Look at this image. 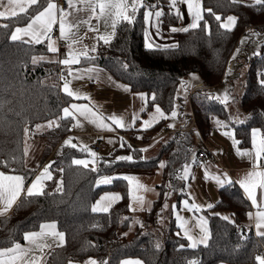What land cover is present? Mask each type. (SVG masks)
Returning <instances> with one entry per match:
<instances>
[{
    "label": "trees",
    "instance_id": "16d2710c",
    "mask_svg": "<svg viewBox=\"0 0 264 264\" xmlns=\"http://www.w3.org/2000/svg\"><path fill=\"white\" fill-rule=\"evenodd\" d=\"M146 2L163 8L165 15L162 16V31L176 38L179 50L164 53L145 48L144 9H141L134 25H118L111 43H101L96 53L90 54L96 56L93 63L113 79L130 85L132 92L147 93L148 108L159 104L166 113L176 103L181 79L192 72H198L202 83L190 96L194 126L174 130L155 155L145 156L144 152L138 151L142 148L133 144L132 148L137 151L132 152L127 147L130 143L125 140L124 148H117L111 155L102 156L99 161L100 174L108 175L119 169H155L159 161L167 162L163 168V181L159 185L160 196L153 201L150 211L140 212L143 227L139 223L131 236L123 235L130 228L134 215V211L129 208L127 181L115 179L111 184L97 186V172H93L91 166L85 168L71 163L72 158L86 156L88 152L64 145L62 152L51 164L53 177L44 188L46 195L27 197L23 193L12 211L0 219V246H5V239L9 237L21 242L25 231L37 230L42 222L55 220L59 230L65 233V243L51 251L46 264H69V261H82L87 256L98 261L107 259L109 264H118L129 256H137L145 264H186L187 260L196 257L202 259L203 264H219L221 259L228 264H257V253L264 254V238L254 236L247 224V213L251 205L238 184L234 183L226 189L220 187L219 199L214 207L205 209L212 231L208 248L203 245L197 249L187 246L179 248L180 244L187 245L188 241L183 237L173 212L164 220L159 231H155V228L163 212L162 206L169 197L165 193L185 185V180L178 179L174 172L181 170L182 165L198 150L193 149L196 144L195 127L204 134L213 126V115L229 120L240 141L239 146L245 149L252 147L251 129L264 128V92L258 85V68H264V44L261 54L250 65L246 75L245 90L240 101L248 114L245 122L237 124L231 120L224 104L205 96V93H209L207 88L223 81L224 70L242 35L251 28L264 31V8L253 7L251 3L233 4L232 0H202L203 7L211 8L222 20L228 15L239 18L235 28L229 31L219 28L214 17L205 12L204 20L211 29L209 37L206 31L201 30L170 32L171 26H178L179 18H175V12L169 10V0ZM46 4L47 0H38V5ZM38 5H32L27 13H19L23 17L20 21L16 17L0 18V25H9L8 28L0 27V161H10L7 166L0 164V171L27 174L25 184L37 172L36 167L27 165L24 155L27 136L25 127L29 129L34 126L36 129V124L48 127L47 120L62 115V107L73 100L61 91L64 82L58 77L61 66L58 59L51 57L46 41L29 45L10 39L15 27L25 26L28 18L37 11ZM41 55L47 59L33 65L31 57ZM119 61L128 63V69H122ZM79 66L90 65L82 58ZM153 93L156 95L155 101L151 100ZM142 114H146V109ZM59 123L60 127H48L47 131L42 132L50 141V146H56L70 131V123ZM163 125H166L164 119L144 130L143 140H149ZM119 153L133 154L134 162L119 161L110 168L103 163L104 159L113 160ZM13 156L16 158L14 161L11 159ZM141 156L146 159H139ZM186 156L189 158L187 161ZM61 178L63 192H58L56 187ZM169 183L172 189L168 187ZM107 190H117L123 198L116 201L108 213L92 212L91 206L95 200ZM184 195L183 192L178 194V205ZM213 212L229 215L235 224L212 215ZM125 217L128 219L125 220ZM177 232L181 235L178 236ZM248 233L250 236L246 239L244 236ZM158 240H161V247L156 250L154 243Z\"/></svg>",
    "mask_w": 264,
    "mask_h": 264
},
{
    "label": "snow or ice",
    "instance_id": "6c2138e0",
    "mask_svg": "<svg viewBox=\"0 0 264 264\" xmlns=\"http://www.w3.org/2000/svg\"><path fill=\"white\" fill-rule=\"evenodd\" d=\"M68 4V9H65L62 6H59L55 0H47L46 6L38 5V0H8L7 6H4V10H0V18L7 17H16L17 21L23 19L20 17L19 13H27L28 9L32 5H38L37 11L34 15H31L28 18L25 26L20 27L16 26L15 30L11 32L10 39L12 41H23L26 44H40L42 41L47 40V49L51 53H58L59 49L56 46V41L52 38L53 26L59 23V34L60 37L70 41L68 45V50L64 54L65 58L59 62L67 66L68 76H71L73 79L82 78V74H87L89 78H92V74H99L103 69L99 68L93 61H95L96 56L90 55V53H96L97 49L95 45L89 47L88 45H83L80 48L74 47L80 43V37L78 34V29L81 24H85L91 31L97 33L96 40L103 41L104 45H109L111 41L116 36V30L118 25L126 23V25H134L137 20V15L141 9H144L142 13L143 23L145 25L144 30V46L148 50L161 51L168 53L172 50H179V44L176 42L159 44L152 39V33L149 31V28L156 27V34H160V18L165 15L163 8L158 5L149 4L146 0H66ZM246 0H232L233 4H243ZM184 5L186 13L190 15L191 22L186 26L182 27H170V32H188L189 30H201L206 31L211 36V29L207 21L204 20V13L207 12L211 14L215 21L218 23L219 28L224 30H233L237 24L238 16L228 15L223 20L219 14L213 12L211 8L205 9L202 4V0H169V10L175 12V18H182L184 13L181 11V8L178 5ZM251 5L253 7L259 6L264 8V0H251ZM71 9V11H69ZM86 11L88 17L86 19H78L73 17L72 20H69L70 16H73V13H78ZM95 18L97 25L91 23L92 19ZM103 22L105 31L100 33L99 22ZM203 21V23H202ZM0 27L8 28V24L0 25ZM76 29L77 31H73ZM259 35V33H254ZM24 37L29 39L24 40ZM244 43V41H241ZM240 49H237L236 52L239 53ZM255 55H258L259 52H254ZM85 59L89 63V67L84 69L73 68V65H78L81 63V59ZM235 58V54L233 56ZM47 57L41 56H32L31 63L33 65L37 64L40 61L46 60ZM120 67L122 69H128L129 65L126 62L119 61ZM68 76L63 75V72L60 74L59 79L63 80L62 85L63 93L67 94L68 97L75 99L81 98V93L78 90H73L71 85V80L68 79ZM260 77L258 79V85L262 92H264V71L258 73ZM190 79L185 81L184 79L180 80V88L187 92L189 87L194 86V81H198L199 77L196 73L190 74ZM111 80V77H108ZM55 87V85H53ZM118 87H121L125 90L130 91V85L119 84ZM138 95L147 103L148 94L147 93H138ZM180 96V92H177V97ZM206 98L211 100L220 101L225 107L228 106L230 100L234 98L230 96V93L225 90L222 94H211L205 93ZM156 95L153 93L151 95V100L155 101ZM143 111V109H141ZM62 115H56L55 119L47 120L48 127H60V121H67L71 123L75 121L73 127L81 125V117L85 120L90 121L94 125H97L100 128L114 130V125L119 128L127 127L125 120L116 114L105 117L101 112L94 111L86 104L79 103H70L68 106L62 107ZM175 119L178 116L177 106H173L170 113H165V111L160 107L159 104H154V111L149 114V119L143 120L141 128L147 129L156 124L160 119L168 118ZM137 116H133V123H135ZM238 119V118H237ZM110 121V122H109ZM243 123V121H239ZM215 123L223 127H228L226 122H222L219 118H216ZM35 127L40 129L41 124H36ZM170 127H175V125H170ZM29 129L25 127L24 132L27 135ZM198 134V133H197ZM225 136L232 138L234 145H239L240 141L236 138L235 130L230 129L223 133ZM139 138V137H138ZM110 143H114L111 138H109ZM66 145L76 148L77 145L72 143V138L69 137L64 141ZM251 149H241L236 148V151L239 155L243 157H248L252 160V167L247 170L245 173L240 175L236 181H233L232 178L226 172H216L209 173L207 166H205V178L215 181V183L221 187V189H226L228 186H232L234 183L238 184L241 189H243L244 195L250 200L251 205L256 208V211L248 212L247 216L250 220L255 221L256 234L264 238V128L254 127L251 129ZM121 148L126 146V142L123 139H120ZM129 149H132V152H136V149L132 148L131 144H127ZM83 151H87L90 154V159H79L72 158L71 163L78 166H83L85 168L89 167L91 163L93 165L92 171L97 172V179L95 181L96 185L101 184H111L115 179H123L128 182L129 196L131 198L132 204L139 206L140 210L145 208V198L142 195H139L141 191H147L148 188L146 185L142 184L137 176L131 174L123 173H113L100 174L98 165L99 161L102 159L99 154L93 151L91 148H88L87 145H83ZM28 149L25 147L24 155H27ZM139 152L147 151L146 148L138 150ZM111 155V153H109ZM13 161L16 159L14 156L11 158ZM133 154L126 155H117L113 160L104 159L103 163L109 168L112 164L124 161V162H134ZM139 159H146V157H139ZM189 158L186 156L185 160ZM191 163H184L181 170L174 172V175L180 180H187L191 175V166L194 163H197L195 155L191 156ZM10 163L9 160L0 161V164L7 166ZM166 161H159V167H166ZM63 171V169H59ZM27 174H8L5 171H0V215H4L13 207L14 204L20 199L21 194L26 192L27 197H35L46 195L44 192L45 185L43 184L44 180L52 179V173L49 170V166H44L43 170L39 175L35 176V179L32 180L31 184L26 187L25 180ZM194 178V177H193ZM168 187L172 189V184L169 183ZM174 190V189H173ZM258 190H259V200H258ZM56 191L63 192V178L57 183ZM183 191V189H181ZM168 193H165L167 195ZM123 197L120 193L115 192H106L104 193L92 206L91 211L94 213H108L112 204L116 201L121 200ZM24 203V201H21ZM129 205L130 210L135 211L136 208ZM184 208L194 215L196 213L202 212L204 208L212 209L213 204L209 203L206 205L197 204L195 202L189 203L187 199L183 200ZM168 208L167 202L162 206L161 211H164ZM173 209H176V205H172ZM151 210V205H148V209ZM212 215L219 216L222 220L228 221L232 224H235V220L232 219L229 215H224L219 212H213ZM176 221L179 224L180 229H182L183 237L188 241L187 245L180 244L179 248L184 249L186 246L191 249H197L199 246L203 245L205 248L209 247V241L212 238V231L209 227L208 218L204 215L195 216V228H198V232L193 231V227L189 226V219L185 218L180 214L179 211L175 212ZM125 220L128 218L125 217ZM140 223V226L143 227V222L137 221ZM98 226V225H93ZM178 236L181 235L180 232L176 233ZM127 235V233H123ZM242 235V232H241ZM23 239L26 241V244H21L19 241L12 239L11 237L6 238L4 245L0 246V264H44V250L53 247V243L58 242L59 245L65 243V233L59 231L57 227V222L55 220L44 222L39 225L38 231H25L23 233ZM52 241L51 243L49 241ZM161 244L159 241L154 243V248L159 250ZM239 247V244L236 246ZM255 261L257 264H264V254H259L255 256ZM69 264H73L72 261H69ZM83 264H109L107 259L98 261L95 258L89 257ZM119 264H145V261L139 258H127L119 261ZM186 264H203L202 259L199 257L190 259L186 261ZM219 264H225L224 260H220Z\"/></svg>",
    "mask_w": 264,
    "mask_h": 264
},
{
    "label": "crops",
    "instance_id": "0c3cea01",
    "mask_svg": "<svg viewBox=\"0 0 264 264\" xmlns=\"http://www.w3.org/2000/svg\"><path fill=\"white\" fill-rule=\"evenodd\" d=\"M55 2L57 3L56 0H55ZM7 3H8V0H0V10H4V6H7ZM245 3H251V0H246ZM178 6L181 8V11L184 13V15L182 18H179L177 28L182 27V26H186L188 23L191 22V17H190V15H188L186 13L185 6L182 4L178 5ZM69 11H71V9H69ZM73 17H76L78 19L83 20V19H86L88 17V13L86 11L73 13V16H70L69 20H72ZM160 20H161V30H160V34L157 35V36H159V39H157V40L153 39V40L156 43H159L162 45L166 44V43H172V42L177 43L176 38L172 34H170V33L165 34L162 31L163 30L162 29V17L160 18ZM91 23L94 26L97 25L96 19L93 18ZM53 30L59 31V23L58 22L56 25L53 26ZM99 30H100V33H103L105 31L102 21L99 22ZM73 31H77V30L73 29ZM78 34L80 37V43L74 46L76 48H80L83 45H88L89 47H92L93 45H95L96 49H98L97 47H99V45L101 43H103V41H97L96 40L97 33L94 31H91L88 28V26L85 24L80 25V27L78 29ZM163 34H165L166 36L171 35V37H173V38L172 39H165L164 38L165 36H163ZM24 38H28V37H24ZM53 40L56 41V46L58 47L59 52L58 53H52V54H54L55 55L54 57L60 61V60L65 58L64 54H66V52L68 50V45H69L70 41L64 39L66 44H67V48L61 50L59 48L58 40H56V39H53ZM45 41L48 43L47 40H45ZM60 66L67 70V66H65L61 63H60ZM72 67L84 69V68H87L89 66H79V64H78V65H73ZM67 73H68V70H67ZM108 77H111V76L108 75V73L105 70L100 72L98 75L95 73L92 74V78H89V76L87 74H82V78H77V79H73L71 76H68V79L71 80L70 86L73 88V90L80 91L81 98L80 99L73 98V100H71V102H69L66 106H68L70 103L86 104L90 108H92L94 111L101 112L105 117L110 116L112 114L119 115L125 120L127 127L119 128L118 126L114 125L113 126L114 130H108V129L100 128L97 125H94L90 121L85 120L84 118L81 117L80 118L81 119V125L73 127V124L75 123V121H72L70 123L69 133L56 146H50V141L47 139L46 136H43L44 133H42V132L39 133L37 128L34 131H29L27 133L28 135L26 136V139H25V147L28 149L27 155H26V162H27V165H29L31 167H36L37 172L35 173L34 177L30 180V182L28 184H25L26 187L31 184L32 180L35 179L36 175L40 174V172L43 170L44 166H50L49 170L52 173V177H53V170L51 168V164L54 161V159H56V157L62 152V147L64 145H66L64 143V141L66 139H68L69 137L72 138V143L76 144L78 148L83 147L81 145V143H85L88 146V148H90V145L94 141H96L99 138H102L104 143H105L104 145H106V143L108 142V145H106L105 151H107L109 147H111V149H112V147H116L115 148V150H116L117 148L120 147V146H118V144H119L118 141H120V139L122 138L124 142L126 140L127 142L130 143L129 139L134 140L136 142V144L139 145L140 148H146L147 150H152V149L156 148L159 143L161 145L163 144V139H164V137H166L170 134V130H185L186 128L189 129V127L192 126L193 121L187 127H184V128L181 127L180 129L179 128H169L168 124H166V125H164L166 130L159 129L149 140H147V141L144 140V142L142 141L143 143H140V139L142 137L141 135H143V131L146 129L142 130L140 128L142 120H141V117H138L137 111L135 108V101H136L137 93L132 92L131 90L128 91V90H125L121 87H118L117 85L122 84V82H119V81L113 79L112 77H111V80H109ZM63 83L61 84V89H62ZM134 108H135V110H134ZM134 115L138 117V119H136L135 123H133V116ZM141 115H142V112H141ZM47 130H48V127H45L43 132L47 131ZM130 131L132 132L131 136H128V135L126 136L125 133L127 132V134H128V132H130ZM202 135H203V136H201L202 143L199 144L197 148L198 149L203 148L205 145H208L209 147H211V145L206 141V137L207 136L210 137L209 135H211V132L209 131L208 134L202 133ZM109 138H114L115 143H110ZM209 141H211V139ZM227 146H229V147H227ZM227 146H225V153H224L225 156L224 157H222V155H221V150H220V156L218 154L217 155L219 156V159L222 161L223 164H225L228 168L229 167L233 168L234 173H233V177H231V178L233 181H236L240 175H242L243 173H245L247 170H249L252 167V160L248 157H243V156L239 155L236 151V148L237 147H239L241 149H245V148H243L239 145H234L232 140H231L230 144ZM248 149H251V147ZM99 156L101 157L102 155L99 154ZM88 158L89 157H86L84 159H88ZM79 159H80V157H79ZM82 159H83V157H82ZM89 166L93 167V165L91 163L89 164ZM205 166H207V170L209 173H216L218 171V169H220V171H218V172L222 171V169L220 167L212 165L210 163L206 164ZM205 166L203 168H197L194 166V164H192L191 175L189 176V178L187 180H185V185L188 182L189 183L192 182L194 170L198 169L199 170L198 177H199V181H200L199 183H202L204 185L207 198L209 199L210 203H213L214 201L217 202V200L219 199V188H220V186H218L215 183V181L205 178ZM213 169H215L217 171H213ZM114 173H123V174L135 175L138 177V179L140 180V182L142 184L147 186V188H148L147 191H141L139 193V195L144 196L145 201H146L144 210H140L138 205L132 204V201L130 198V204H132V206L134 208H136L135 211H138V212L139 211L140 212L147 211L148 205L150 204L152 207L153 201L156 200L160 196L159 185L163 181V168H160L158 166L155 169H140V170L139 169H126V170L125 169H119L117 171H114ZM8 174H14V173H8ZM49 180L50 179L44 180L43 184L46 186V183ZM242 191H243V189H242ZM106 192L120 193L117 190H107V191H104L103 193H101L100 196L97 198V200L102 196V194H104ZM188 199L191 200L190 198H188ZM97 200H95V202ZM258 200H259V190H258ZM181 202H180V205H181ZM14 205H13V207H14ZM250 205H251V202H250ZM13 207L6 214L0 215V219L4 216L8 215L12 211ZM205 209L206 208H204L202 210V212L196 213L195 215L190 211L189 212L186 211L187 212L186 218H188L190 221L189 226L193 227L194 232L199 231L198 228L194 227L195 216L202 214V215L207 217V215L205 214ZM255 211H256V208L251 205V209L249 212L254 213ZM172 212L175 216L176 210L172 211ZM49 221H52V220H49ZM49 221H44V222H49ZM44 222H42V223H44ZM247 224L251 227L254 236H258L256 234L255 221L250 220L247 217ZM57 227H58V224H57ZM38 230H39V228L37 230H33V231H38ZM58 230H59V227H58ZM181 231H182V229H181ZM49 242L51 243L52 241L50 240ZM20 243L26 244L27 242L23 240ZM57 246H60L58 244V242L53 243L52 248H48V249L44 250V258H43L44 264H46L47 259H48L47 257L49 256L51 251L54 248H56ZM88 258L89 257L87 256V258L82 260V261H74L73 260L72 262H73V264H83V262L86 261ZM92 258H94V257H92Z\"/></svg>",
    "mask_w": 264,
    "mask_h": 264
},
{
    "label": "rangeland",
    "instance_id": "374dc122",
    "mask_svg": "<svg viewBox=\"0 0 264 264\" xmlns=\"http://www.w3.org/2000/svg\"><path fill=\"white\" fill-rule=\"evenodd\" d=\"M159 28L161 30V22L159 24ZM149 31L152 33V39H155V40L159 39V36H157V34H156V27L149 28ZM254 33H259V35H255ZM163 36H165L164 37L165 39H172L173 38V37H171V35L166 36L165 34H163ZM241 41H244V43H241ZM263 44H264V31H260V30H257L255 28L249 29L246 32V34L242 35L241 39L239 40L238 45L235 47V49L233 51V54H231V57L227 63L226 69L224 70L225 72H224V76H223V81L220 84L214 85L213 87L206 89V91H208L209 93H211L213 95L222 94L225 90H227L230 93V96L233 97L234 99L229 101L228 106L226 108H227V111H228V114H229L231 120L235 121L237 124H240L238 122V120L245 122L247 120V117H248V114L242 108L240 101H241V97H242L244 90H245V83H246V79H247L246 75H247L248 69H250L249 61L253 59V57L255 55L254 52H259L258 55L261 54ZM237 49H240L239 53L236 52ZM234 54H235V58H233ZM54 56H55L54 54H51V57H54ZM260 71H264V68H262V69L258 68V73ZM194 73L197 74V76L199 77V80L194 81L193 82L194 86L189 87L187 92H184L180 88V85H178L179 86L178 91L180 92V96L177 97V95H176L177 100H176V103L174 105V106H177L178 116L175 119H172L170 117V115L168 116V118H164V120H165L166 124H168L169 128H179V129L181 127L184 128V127H187L193 121V112H192V108H191L190 96H191L192 92L197 87H199V85H201V83H202L201 75L198 72H194ZM190 78L191 77L189 74L188 76H186L183 79L185 81H187ZM136 93H137V96H136V101H135V108H136L138 117H141V120L143 122V120L150 118L149 114L154 111V106L148 108V101H147V103H145V101L138 95V93H145V92H136ZM148 97H149V95H148ZM148 100H149V98H148ZM135 108H134V110H135ZM141 109H143V110L146 109V114L141 115V112H143ZM216 118H219V120L222 122H226L228 127H223L221 125H217L215 123ZM162 120L163 119H160L156 124H158ZM142 122H141V124H142ZM156 124H154L153 126H155ZM173 124L175 125V127H170V125H173ZM212 124H213V126L210 129L211 135H209L210 137H208V136L206 137V141L211 145V148L219 156H220V150H221V155H222V157H224L225 156V154H224L225 153V146L230 144L232 138L223 135V133L225 131L230 130V129H234V127L231 126L229 120L220 118L216 115L212 116ZM140 128H141V125H140ZM44 129H45V126L42 125V127L40 129H38L39 133L43 132ZM141 129L144 130L143 128H141ZM173 131L174 130H170V134L168 136L164 137L163 142L168 140L172 136ZM131 134H132L131 131L128 132V134H127V132L125 133L126 136L127 135L131 136ZM194 135L196 137V144L193 147V149H196L197 146L202 143L201 136H203V135L197 127L194 128ZM141 136L142 137L140 139V143H143L144 137H143V135H141ZM111 139L113 141H115L114 138H111ZM210 139H211V141H209ZM118 142H119V144H118V146H119L120 141H118ZM130 144H133V145L139 147V145L136 144V142L134 140H132V143H130ZM81 145L83 146L86 144L81 143ZM106 145H108V142L106 143ZM160 147H161V144L159 143L156 148H154L152 150L145 151L144 155L145 156L155 155L158 153ZM227 147H229V146H227ZM115 148L116 147H112V149H111V147H109L107 151H104V152H101L98 154H101L102 156L109 155V153L112 154L114 152ZM126 154L127 153H119L117 155H126ZM193 155H195V152L193 153ZM82 157H83V159L86 157H89L88 159H90V154L88 153L86 156H82ZM82 157H80V159H82ZM188 163H191V159L188 161ZM194 166H195V163H194ZM229 168L230 169L227 172V174L230 177H233V173H234L233 168H231V167H229ZM213 171H217V170L213 169ZM218 171H220V169H218ZM222 172H223V170H222ZM198 175H199V170L195 169L194 173H193L194 178H193L192 182H190V183L188 182L186 185H184V187H180L176 191H170L168 193V195H169V197H168L169 199L167 201L168 208L162 212L159 223L155 228V231L160 230L161 225H163V223L165 222L164 220L169 217V215L172 213V211H175V210L180 211L182 216H184L185 218L187 217L186 211H188V210H186L184 208L183 200L187 199L189 201V203L195 202L197 204H203V205L210 203V201L207 198V195L205 193L204 185L202 183H199L200 181H199ZM181 189H183V191H181ZM182 192L185 193V195H184V197H182L181 205H178V199H179L178 194L182 193ZM188 198H190L191 200H189ZM215 202L216 201H214L211 204L214 205ZM173 204L176 205V209L172 208ZM137 221L141 222L140 211L139 212L134 211L133 221L131 223V226H129L130 228L127 231V234L129 236H131L134 233L136 225L139 224ZM158 241L161 244V240H158ZM127 258L135 259V258H139V257L129 256V257H126L124 259H127ZM139 259H141V258H139ZM225 264H228V263H225Z\"/></svg>",
    "mask_w": 264,
    "mask_h": 264
},
{
    "label": "built area",
    "instance_id": "2783aa9c",
    "mask_svg": "<svg viewBox=\"0 0 264 264\" xmlns=\"http://www.w3.org/2000/svg\"><path fill=\"white\" fill-rule=\"evenodd\" d=\"M56 1H57V4L59 6H62L65 9H68V4H67L66 0H56ZM51 35H52L53 39L58 40L59 48L61 50L67 48V44H66L65 40L60 37L59 31L53 30ZM258 57H259V55H254L253 59L249 61V64L251 65L255 60L258 59ZM62 72H63V75L68 76L67 70L63 67H60L59 76ZM192 123H193L192 126H194V121ZM159 129L166 130L164 125L161 126V128H159ZM29 130L34 131L35 130L34 126H31L29 128ZM208 133H209V131L207 130V131H205L204 134H208ZM129 141H130V143H132V140L129 139ZM104 144L105 143H104L103 139L99 138L90 145V148L93 151L100 153V152L105 151V149H106V145H104ZM195 157L197 160V163H195V166L197 168H203L206 164L210 163L212 165L220 167L224 172H228L230 169L225 164L222 163V161L219 159V156H217V153H215L214 150L211 147H209L208 145H205L203 148L198 149L197 152L195 153ZM248 236H250L249 233L246 234L244 237L246 239H248L249 238ZM257 255H258V253H257Z\"/></svg>",
    "mask_w": 264,
    "mask_h": 264
}]
</instances>
